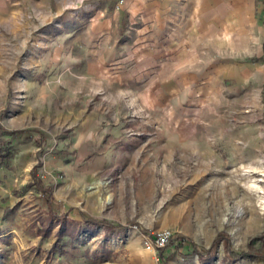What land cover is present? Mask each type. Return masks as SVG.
Segmentation results:
<instances>
[{"label":"rangeland","instance_id":"374dc122","mask_svg":"<svg viewBox=\"0 0 264 264\" xmlns=\"http://www.w3.org/2000/svg\"><path fill=\"white\" fill-rule=\"evenodd\" d=\"M160 2L0 0V264H264L258 12Z\"/></svg>","mask_w":264,"mask_h":264},{"label":"trees","instance_id":"16d2710c","mask_svg":"<svg viewBox=\"0 0 264 264\" xmlns=\"http://www.w3.org/2000/svg\"><path fill=\"white\" fill-rule=\"evenodd\" d=\"M2 133L7 132L5 130H1ZM20 131L17 132H10V136H13L15 134H18ZM11 144V137H6V139H0V166L3 164H7L8 160L10 159V154L8 152V148ZM40 187L41 183L38 184ZM43 188V187H42ZM47 193V192H46ZM47 201L52 202L50 197L47 195ZM56 217L60 221V226L62 229L59 232V235L62 236L66 231L72 230L78 226H80L82 223L88 224V225H103L105 229L109 230H114V227L111 224L105 223L104 221L97 220L95 218L89 217L84 213H81V219L76 220L72 217H69V210L63 211H55L52 210V214L50 215V220L51 218ZM80 230H84L82 227ZM217 240L213 242L211 247L206 248V249H195V253L198 255L199 259L202 261H208L210 257H212L215 253V247H216ZM226 253L228 255L229 259H235L234 255L229 252V250H226ZM258 256L262 257V260L264 261V255H261L260 253H257Z\"/></svg>","mask_w":264,"mask_h":264},{"label":"crops","instance_id":"0c3cea01","mask_svg":"<svg viewBox=\"0 0 264 264\" xmlns=\"http://www.w3.org/2000/svg\"><path fill=\"white\" fill-rule=\"evenodd\" d=\"M138 1H139L138 5H141L144 3V0H138ZM158 1L160 2L162 0H155V3L158 4ZM251 1L255 6L256 11L258 12V18L260 19L261 24H262V27L259 30L262 33V38H263L262 40L264 42V0H251ZM151 4H154V2H152ZM137 10H139V8Z\"/></svg>","mask_w":264,"mask_h":264},{"label":"built area","instance_id":"2783aa9c","mask_svg":"<svg viewBox=\"0 0 264 264\" xmlns=\"http://www.w3.org/2000/svg\"><path fill=\"white\" fill-rule=\"evenodd\" d=\"M170 233L168 232H163V233H158L154 239L147 240L146 244L147 246L151 245H156L157 247H162L165 246L168 239L170 238Z\"/></svg>","mask_w":264,"mask_h":264}]
</instances>
